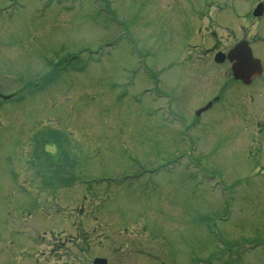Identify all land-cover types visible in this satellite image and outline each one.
I'll return each mask as SVG.
<instances>
[{"label":"rangeland","instance_id":"374dc122","mask_svg":"<svg viewBox=\"0 0 264 264\" xmlns=\"http://www.w3.org/2000/svg\"><path fill=\"white\" fill-rule=\"evenodd\" d=\"M11 1L13 11L0 14V93H16L10 100L0 98V202L2 217L18 230L13 243L29 239V233L30 244L36 249L49 240L51 230H65L79 239L66 240L70 234L65 233L62 243L52 240L67 249L72 247V258L80 261L82 249L78 246L88 248L90 244L87 255L103 251L90 242V232L95 230L116 236L112 247L129 242L133 251H146L148 264H159V258L170 260L160 264H185L192 254L195 260L210 257L209 264H261L264 257L256 254L264 251V168L232 146L229 153L221 149L205 152L208 137L203 135H199L200 148L194 156L202 172L187 162L181 164L189 156L186 143L183 151L178 150L183 156L174 163L183 141L176 140L167 121L148 116V97H133L143 84L153 87L154 83L158 91L176 94L191 121L201 100L194 99L198 90L191 77L194 72L189 68L183 71L177 60L178 20L186 9L201 13L214 3L225 4L237 21L240 10L256 0H115L116 8H110L113 17L108 15L107 0H54L37 13L40 0ZM221 18L217 16V20ZM194 20L199 24L202 18ZM203 20L208 23L207 16ZM118 31L125 36L115 40ZM135 51L151 72L138 71L132 78L131 71L139 66ZM217 83L215 79L213 84ZM218 109L222 107H211L207 115L224 118L222 131L227 132L228 114L224 108L221 115L212 113ZM249 133L255 136L252 129L246 136ZM235 141V133L221 140ZM219 143L214 140V145ZM62 156L88 177L118 175L138 169V162L156 161L171 169L161 173L159 181L174 179L175 186L149 190V207L145 209L125 202L128 208L121 211L123 202H113L108 205L111 212L102 210L108 196L123 194L126 199V194L120 189L110 191L103 184L86 188L74 180L69 187L52 182L59 166L68 169ZM26 167L39 175V186L29 189L14 180L18 171L27 177ZM211 172L222 179L225 191L210 187L206 179ZM214 180L210 182L216 185ZM4 181H11L9 193L4 192ZM139 197L134 195L135 200ZM48 214L55 215L48 221ZM145 218L148 220L143 223ZM43 231L47 234L42 235ZM80 235L89 240L82 241ZM247 244L257 245L243 253ZM223 250L234 252L213 258ZM172 252L176 262L165 255ZM135 258L137 262L141 259L139 255ZM27 262L33 264V259Z\"/></svg>","mask_w":264,"mask_h":264},{"label":"flooded vegetation","instance_id":"af4514ba","mask_svg":"<svg viewBox=\"0 0 264 264\" xmlns=\"http://www.w3.org/2000/svg\"><path fill=\"white\" fill-rule=\"evenodd\" d=\"M247 15L249 16V13H247ZM264 14H262L261 16H263ZM260 17L252 18L250 19V22L253 24V35L251 37V40L249 41V44L252 47V51L254 56L259 57L261 60V66H262V70H261V84L264 86V19H261ZM231 37H234L233 34H231ZM230 37H226L225 39H221V38H216L212 41L211 47H210V51L211 52H216L218 50H220V46L222 44H226L227 39H229ZM245 38V37H244ZM5 263L2 261V259L0 258V263L2 264H8L11 261V256L9 255V253H7L5 255Z\"/></svg>","mask_w":264,"mask_h":264}]
</instances>
